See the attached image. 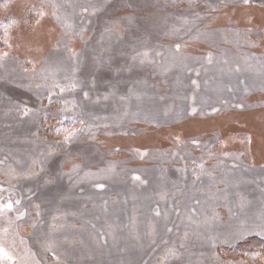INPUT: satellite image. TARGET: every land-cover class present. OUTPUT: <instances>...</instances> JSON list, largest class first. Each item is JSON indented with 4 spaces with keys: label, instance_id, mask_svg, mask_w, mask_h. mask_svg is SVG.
<instances>
[{
    "label": "rangeland",
    "instance_id": "rangeland-1",
    "mask_svg": "<svg viewBox=\"0 0 264 264\" xmlns=\"http://www.w3.org/2000/svg\"><path fill=\"white\" fill-rule=\"evenodd\" d=\"M252 236L264 0H0V264H264Z\"/></svg>",
    "mask_w": 264,
    "mask_h": 264
},
{
    "label": "trees",
    "instance_id": "trees-1",
    "mask_svg": "<svg viewBox=\"0 0 264 264\" xmlns=\"http://www.w3.org/2000/svg\"><path fill=\"white\" fill-rule=\"evenodd\" d=\"M2 1H6V0H2ZM122 5V4H121ZM121 5H119L118 2H115L113 3L111 9H112V12H115V9L120 7ZM120 21V20H119ZM50 122L52 123V120H50ZM69 124V122H68ZM51 133V132H50ZM52 134V133H51ZM254 247V246H258L260 249H261V252H264V239H261V238H257V237H254L252 236V239H249V240H246V241H243V242H240L235 249H244V252H253L252 249H249L248 247Z\"/></svg>",
    "mask_w": 264,
    "mask_h": 264
},
{
    "label": "flooded vegetation",
    "instance_id": "flooded-vegetation-1",
    "mask_svg": "<svg viewBox=\"0 0 264 264\" xmlns=\"http://www.w3.org/2000/svg\"><path fill=\"white\" fill-rule=\"evenodd\" d=\"M13 206H15V205H13Z\"/></svg>",
    "mask_w": 264,
    "mask_h": 264
}]
</instances>
